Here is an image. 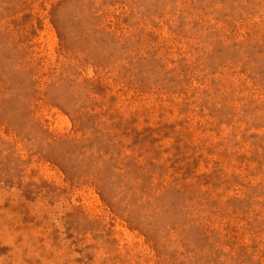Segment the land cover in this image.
<instances>
[{"label": "rangeland", "instance_id": "374dc122", "mask_svg": "<svg viewBox=\"0 0 264 264\" xmlns=\"http://www.w3.org/2000/svg\"><path fill=\"white\" fill-rule=\"evenodd\" d=\"M0 264H264V0H0Z\"/></svg>", "mask_w": 264, "mask_h": 264}]
</instances>
